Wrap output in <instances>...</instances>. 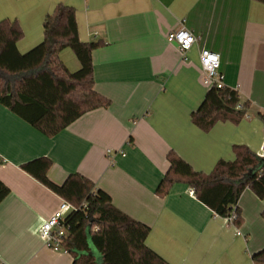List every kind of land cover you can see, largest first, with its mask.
<instances>
[{
	"label": "crops",
	"instance_id": "0c3cea01",
	"mask_svg": "<svg viewBox=\"0 0 264 264\" xmlns=\"http://www.w3.org/2000/svg\"><path fill=\"white\" fill-rule=\"evenodd\" d=\"M61 3L75 8L81 41H105L92 53L95 89L111 104L85 113L53 137L0 104V180L10 189L0 203V260L73 262L68 251L48 247L39 231L63 198L21 167L49 157L53 182L62 184L76 172L91 179L116 207L150 227L147 245L171 264H256L252 255L264 249V199L250 188L239 199L240 226L216 215L185 183L174 184L165 197L156 189L172 150L206 173L220 159L234 160L236 144L264 156V3L0 0V21L17 19L24 31L17 43L21 53L43 41L45 17ZM179 27L198 39L186 58L168 41ZM202 48L220 54L225 86L249 102L247 109L234 110L243 114L238 123L220 120L209 131L193 117L208 119L224 104L204 81ZM60 57L70 71L80 69L72 49ZM90 251L101 256L92 243Z\"/></svg>",
	"mask_w": 264,
	"mask_h": 264
},
{
	"label": "trees",
	"instance_id": "16d2710c",
	"mask_svg": "<svg viewBox=\"0 0 264 264\" xmlns=\"http://www.w3.org/2000/svg\"><path fill=\"white\" fill-rule=\"evenodd\" d=\"M43 27V41L21 53L17 46L24 36L20 23L9 18L0 21V104L53 137L85 113L110 106L111 100L95 89L92 53L105 41L80 40L75 8L58 4L45 17ZM66 48L80 61L79 70L70 71L61 60ZM216 90L224 106L208 119L198 114L193 117L206 131L220 120L238 123L243 114L234 110L239 104L242 111L249 107L248 101H240L238 91L228 87ZM233 151L234 160L220 159L209 173L196 170L170 151V167L156 194L165 197L174 184L185 183L216 215L227 218L235 212L234 225L240 226L243 219L238 203L243 191L250 188L264 199V156L245 144L234 145ZM52 164L49 157H38L21 167L74 206L65 217L68 232L62 245L72 255V264H171L147 245V224L116 207L110 194L81 173L70 174L62 184L53 182L48 177ZM9 193L0 180V203ZM89 239L101 256L91 253ZM252 259L264 264V249Z\"/></svg>",
	"mask_w": 264,
	"mask_h": 264
},
{
	"label": "built area",
	"instance_id": "2783aa9c",
	"mask_svg": "<svg viewBox=\"0 0 264 264\" xmlns=\"http://www.w3.org/2000/svg\"><path fill=\"white\" fill-rule=\"evenodd\" d=\"M197 37L187 28L179 27L171 31L168 35V41L170 43H176L183 58L187 57V53L197 43ZM200 62L203 70V77L206 83H212V85L218 88H224L225 83L224 74L220 71L221 57L220 54L206 48H202L200 51ZM239 109L243 108L242 105L237 106ZM108 154L114 152L113 149H107ZM119 152L125 156L122 150ZM191 194H196L195 189H190ZM74 209V206L67 200L62 199L60 207L57 211L51 214L41 225L39 231L41 237L44 239L48 247L55 251H66L62 248L63 240L67 235L68 227L65 223L66 215ZM228 222L234 225L236 219V213L227 217ZM240 234L239 230H237ZM0 264H6L0 260Z\"/></svg>",
	"mask_w": 264,
	"mask_h": 264
},
{
	"label": "rangeland",
	"instance_id": "374dc122",
	"mask_svg": "<svg viewBox=\"0 0 264 264\" xmlns=\"http://www.w3.org/2000/svg\"><path fill=\"white\" fill-rule=\"evenodd\" d=\"M90 243H91V240H90Z\"/></svg>",
	"mask_w": 264,
	"mask_h": 264
}]
</instances>
